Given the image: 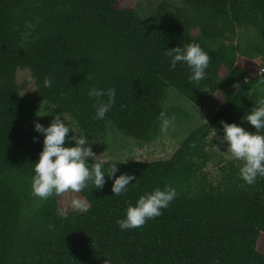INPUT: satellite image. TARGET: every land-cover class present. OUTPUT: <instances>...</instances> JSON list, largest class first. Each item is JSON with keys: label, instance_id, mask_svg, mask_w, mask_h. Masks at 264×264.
Returning a JSON list of instances; mask_svg holds the SVG:
<instances>
[{"label": "trees", "instance_id": "obj_1", "mask_svg": "<svg viewBox=\"0 0 264 264\" xmlns=\"http://www.w3.org/2000/svg\"><path fill=\"white\" fill-rule=\"evenodd\" d=\"M180 1L190 13L163 18L158 4L142 18L136 0H0V264H264V177L246 184L240 161H224L209 137L215 129L221 138V120L254 131L241 117L264 95L255 61L264 55V0ZM189 41L210 58L199 82L187 79L181 62L170 70L164 53ZM44 76L51 87L42 86ZM91 87L116 90L104 119L91 118ZM167 87L200 107L206 124L166 160H97L106 173L117 164L112 179L133 175L134 187L113 195L107 176L101 188L88 183L73 193L87 210L69 215L58 212L61 194H30L43 139L34 122L47 126L59 113L89 143L102 141L107 125L150 142ZM40 101L56 107L45 119L37 116ZM208 164L216 178L207 177ZM165 184L177 195L160 216L119 229L126 203Z\"/></svg>", "mask_w": 264, "mask_h": 264}, {"label": "clouds", "instance_id": "obj_2", "mask_svg": "<svg viewBox=\"0 0 264 264\" xmlns=\"http://www.w3.org/2000/svg\"><path fill=\"white\" fill-rule=\"evenodd\" d=\"M164 53L169 57L170 70L177 66V62H181L189 70L190 74L187 77L189 81L199 82L206 78L210 58L198 42L189 41L166 49ZM258 71H264V69ZM28 78L32 79L31 76ZM258 83L264 84V75L260 76ZM42 86L45 88L52 86L48 76L43 77ZM86 94L94 98V113L91 118L104 119L114 103L115 88L91 87ZM53 109H56L55 105L43 110L46 114L37 116L47 115ZM157 118L161 133H166L174 125V117L167 115L164 111L158 113ZM241 119L247 121L254 131L250 132L237 123L221 120L219 121L222 131L221 141L226 143L227 152L240 161L239 177L246 184H253L257 177H264V131H262L264 130V95L258 97L256 104ZM201 120L206 124L205 120ZM33 129L42 134L43 139L37 159L31 163L33 175L30 178L29 187L32 196L44 200L53 194L58 195L66 191L79 193L88 183L98 189L105 183L106 176L112 179L117 170V164L109 163L106 173L104 164L97 162L98 155L92 151L91 143L86 141L84 133L67 135L73 131L63 115L59 113L52 115L47 126L34 122ZM214 132L215 129L213 134ZM67 141L73 142L71 146ZM86 158H91L93 162L88 163ZM136 180L131 174L120 173L112 179L110 191L113 195L126 193L129 186H135ZM129 181L133 183L129 184ZM176 195V189L168 184L163 187H154L140 194L134 203H126L123 217L117 218L115 222L121 230L138 228L146 220L160 216L161 210L167 208ZM69 205L81 212L86 211L88 207L85 198L75 195L70 199ZM104 264L109 262L105 260Z\"/></svg>", "mask_w": 264, "mask_h": 264}, {"label": "rangeland", "instance_id": "obj_3", "mask_svg": "<svg viewBox=\"0 0 264 264\" xmlns=\"http://www.w3.org/2000/svg\"><path fill=\"white\" fill-rule=\"evenodd\" d=\"M158 4H164L165 10L161 13L163 18L173 14L178 15L179 13L188 14L191 11L180 0H136L134 10L140 17L145 18L154 12L155 6ZM255 61L257 73L258 70L264 69V55L256 58ZM24 76L25 72H18V80L23 79ZM32 89V85L27 86L28 91ZM217 106L218 105H211V108L215 109ZM161 107L162 111L167 115L174 117V125H172L166 133L159 132L150 142L142 143L116 132L110 125H107L102 141L91 143L92 151L98 155L97 160H112L118 162L166 160L176 150L186 135L203 123L201 119L205 120L202 109L180 96L172 87L166 88ZM46 109L43 102L40 101L38 115L46 114V112L43 111ZM47 116L48 114L38 117L40 119H45ZM65 119L68 123V118L65 117ZM69 126L73 131L72 135H76V128L72 124H69ZM209 137L214 139L215 150L224 161L234 159V157L227 152L226 143L222 142L220 137L213 133H210ZM204 171L207 173L209 179L216 178L218 175L215 166L210 164L204 168ZM73 196L74 194L71 191L61 193L62 203L58 210L59 213L69 215L70 213L81 212L78 209L70 207L69 201ZM259 250L264 252V239L259 246Z\"/></svg>", "mask_w": 264, "mask_h": 264}, {"label": "built area", "instance_id": "obj_4", "mask_svg": "<svg viewBox=\"0 0 264 264\" xmlns=\"http://www.w3.org/2000/svg\"><path fill=\"white\" fill-rule=\"evenodd\" d=\"M261 70V69H260ZM262 73V71H258L256 74L257 75H260ZM245 80H246V78H245Z\"/></svg>", "mask_w": 264, "mask_h": 264}]
</instances>
